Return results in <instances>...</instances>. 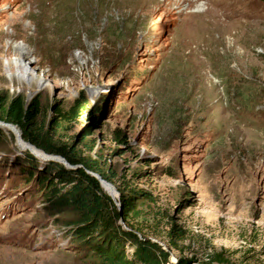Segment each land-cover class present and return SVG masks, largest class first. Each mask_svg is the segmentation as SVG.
<instances>
[{
	"label": "rangeland",
	"instance_id": "rangeland-1",
	"mask_svg": "<svg viewBox=\"0 0 264 264\" xmlns=\"http://www.w3.org/2000/svg\"><path fill=\"white\" fill-rule=\"evenodd\" d=\"M82 92L100 124L77 149L110 179L121 214L122 194L153 199L136 198L130 223L168 264H264V0H0V95L49 110ZM89 125L50 137L71 144ZM0 130V264H100L48 214L37 178L51 161L20 155L12 124ZM174 226L186 231L176 245Z\"/></svg>",
	"mask_w": 264,
	"mask_h": 264
},
{
	"label": "trees",
	"instance_id": "trees-1",
	"mask_svg": "<svg viewBox=\"0 0 264 264\" xmlns=\"http://www.w3.org/2000/svg\"><path fill=\"white\" fill-rule=\"evenodd\" d=\"M100 111L98 105H93L84 92L68 108L54 104L49 110L44 108L40 97L29 102L25 96L10 98L0 95V122L16 126L22 132L24 142L49 155L62 157L74 167L66 168L51 161L49 171L53 170V175L47 171L37 178V183L42 187L41 194L44 195L48 214L56 217L59 222L65 220L62 223L68 228L67 233L77 250L85 252L87 257L98 258L100 264H168L170 253L146 235L142 234L140 237L135 231L141 233L143 229L130 223L131 218L142 214L136 198L142 197L146 202L153 199L144 191L134 192L131 196L122 194L121 214L113 199L89 172L100 175L104 180L110 179L91 156H86L77 149L92 134L93 126L100 124ZM48 113H52L51 116ZM86 121L90 125L80 135L69 137L73 141L71 144H55L50 137L51 133H71ZM115 135L120 145L129 144L122 131L117 130ZM3 140L4 134L0 130V147ZM88 148L92 150V147ZM25 162L23 163L31 168L30 178H34L36 173L32 168L37 164L33 160ZM120 220L129 222L133 230L123 229L119 224ZM167 236L175 238L171 242L176 245L179 240H184L186 231L174 226ZM128 248L132 249L129 251Z\"/></svg>",
	"mask_w": 264,
	"mask_h": 264
},
{
	"label": "water",
	"instance_id": "water-1",
	"mask_svg": "<svg viewBox=\"0 0 264 264\" xmlns=\"http://www.w3.org/2000/svg\"><path fill=\"white\" fill-rule=\"evenodd\" d=\"M31 66H32V64H31ZM99 90H101V89H99ZM0 123H2V122H0ZM6 125V124H5ZM13 126V125H12ZM14 127H16V126H14ZM17 128V127H16ZM19 141H20V139H19ZM19 141H18V143H19ZM26 142V141H25ZM26 147L25 148H21L20 146H19V144H18V147H19V150H20V155H27V154H29V153H31V154H33V155H36L37 157L40 155V156H43V160L45 161V162H48V161H55V162H59V161H62V162H64L65 164H68L69 166H70V168H74V167H72L64 158H62V157H59V156H53V155H49V154H47V153H45L43 150H41V149H39V148H37V147H35L34 145H32V144H30V143H28V142H26ZM37 151H39V153L37 152ZM40 152L42 153V155L40 154ZM24 153V154H23ZM89 174L91 175V176H93V177H95L99 182H100V184H101V186H102V188L106 191L107 189H110V190H114V188L108 183V182H106L100 175H98V174H95V173H92V172H89ZM108 193V192H107ZM112 198L113 197H115L114 195H112V193H108ZM114 199V198H113ZM152 241H154L155 243H158L159 245H161V246H163V248H164V250L165 251H167V252H169L168 251V249L167 248H165V246L162 244V243H160L159 241H157V240H152Z\"/></svg>",
	"mask_w": 264,
	"mask_h": 264
},
{
	"label": "bare ground",
	"instance_id": "bare-ground-1",
	"mask_svg": "<svg viewBox=\"0 0 264 264\" xmlns=\"http://www.w3.org/2000/svg\"><path fill=\"white\" fill-rule=\"evenodd\" d=\"M194 12L200 13L201 12V8L198 7V10H196ZM18 49L20 51H23L25 53V55H27L30 52L28 47L24 46V45L18 46ZM27 61L25 59L24 61L21 60V61L18 62L19 63V72H20L19 76L21 78H24V79L29 81V79L33 76L34 72L30 68V64H31L32 61H29V62H27ZM12 87H13V85H12ZM12 87H11V83H10V88L9 89H11ZM26 146H27L26 144H23V148H25ZM107 191H110V193H112V195L116 196L114 191H111L110 189H107Z\"/></svg>",
	"mask_w": 264,
	"mask_h": 264
}]
</instances>
